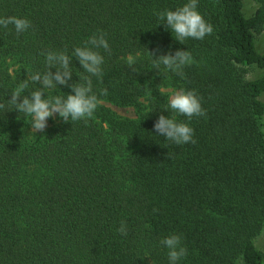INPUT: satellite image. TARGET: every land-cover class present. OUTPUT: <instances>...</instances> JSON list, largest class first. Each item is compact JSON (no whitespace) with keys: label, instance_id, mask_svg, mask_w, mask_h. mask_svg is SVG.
Instances as JSON below:
<instances>
[{"label":"trees","instance_id":"trees-1","mask_svg":"<svg viewBox=\"0 0 264 264\" xmlns=\"http://www.w3.org/2000/svg\"><path fill=\"white\" fill-rule=\"evenodd\" d=\"M245 1L198 0L213 32L182 44L158 14L188 0H0V18L31 21L19 35L0 26V102L48 71L42 52L71 56L101 32L110 48L99 49V105L87 122L59 118L34 133L23 112L0 110V264H169L160 241L172 234L187 249L177 264H264L253 240L264 225V0L252 15ZM156 49L191 53L183 78L163 65L157 73ZM71 64L69 83L83 82L87 73ZM168 86L195 90L206 116L172 113ZM161 114L188 123L196 143L158 136Z\"/></svg>","mask_w":264,"mask_h":264},{"label":"clouds","instance_id":"clouds-1","mask_svg":"<svg viewBox=\"0 0 264 264\" xmlns=\"http://www.w3.org/2000/svg\"><path fill=\"white\" fill-rule=\"evenodd\" d=\"M197 5L198 0H188L176 10H167L158 14L159 19L163 21L161 24L164 28L170 30L175 40L182 44L187 38L202 40L213 32V26L205 21L197 10ZM10 24L14 26L18 35L31 27V21L26 18L15 16L0 18V26L7 28ZM99 49L110 51L106 34L103 32L89 37L86 46L74 48L71 56L66 51L42 52L41 54L46 58L48 71L29 75L12 91L11 98L7 99V103L0 102V110H5V113L12 110L23 112L31 118L30 125L34 133L44 132L48 119L56 114L65 123L79 120L87 122L99 105L98 97L92 91L91 80L92 76L103 77L104 56L101 55ZM158 51L156 49L150 52L158 74H160V66L163 65L165 70H170L183 78V68L193 63V57L187 50H176L174 54L169 50L167 54L157 56ZM73 58L79 61L83 73H87V75L79 77V81L83 82L69 83L73 74L71 70ZM52 68L56 69L55 73L51 71ZM30 84L39 86L31 89ZM58 85L69 87L71 93L66 98L54 96L45 99L44 90ZM26 90L30 92V96L24 94ZM102 92L106 95L107 89H103ZM168 108L176 115L187 117L189 121L194 116H206V111L202 108L200 98L195 90L174 91L169 96ZM153 127L158 136L177 145L196 143L193 138L194 129L186 122L177 121L174 116L159 115ZM118 232L127 235L125 222H121ZM160 244L168 249L169 264H177L181 258L187 255V249L182 246L181 237L177 234L163 238Z\"/></svg>","mask_w":264,"mask_h":264},{"label":"rangeland","instance_id":"rangeland-1","mask_svg":"<svg viewBox=\"0 0 264 264\" xmlns=\"http://www.w3.org/2000/svg\"><path fill=\"white\" fill-rule=\"evenodd\" d=\"M259 6V2L257 0H246L245 1V12L247 15H252L257 7ZM256 40L258 43V46L261 50H264V27H262L260 30L256 31ZM257 74L256 70H249V77L253 78ZM165 92L170 96L174 91H179L176 87L168 86L165 87ZM121 116L125 117H134L135 116V108L127 107V108H121V107H113ZM59 115L56 114L54 117H50L47 121V127L51 125L52 122L59 120ZM261 126L264 130V116L260 119ZM46 127V128H47ZM254 242L258 246V248L264 253V225L261 229V231L254 237ZM237 264H242V261H238Z\"/></svg>","mask_w":264,"mask_h":264}]
</instances>
